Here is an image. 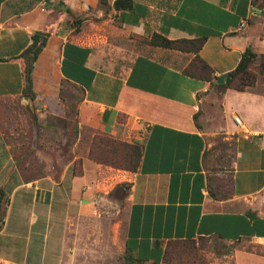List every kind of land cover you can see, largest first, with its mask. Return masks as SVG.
I'll use <instances>...</instances> for the list:
<instances>
[{"label":"crops","instance_id":"crops-1","mask_svg":"<svg viewBox=\"0 0 264 264\" xmlns=\"http://www.w3.org/2000/svg\"><path fill=\"white\" fill-rule=\"evenodd\" d=\"M37 32L45 40L33 91L55 85V73L81 87L86 113L105 132L142 143L143 156L136 172L85 158L80 175L73 160L58 174L31 176L0 113V264H66L73 218L122 180L131 182L125 247L143 264H164L170 240L264 241V66L244 91L222 83L247 48L261 63L264 0H0V101L30 99L21 55ZM155 33L206 37L199 54L214 78L185 74L195 53L149 44ZM216 134L235 137L237 149L227 169L211 171L205 153ZM39 222L48 235L32 241ZM239 264L264 257L243 255Z\"/></svg>","mask_w":264,"mask_h":264},{"label":"rangeland","instance_id":"rangeland-1","mask_svg":"<svg viewBox=\"0 0 264 264\" xmlns=\"http://www.w3.org/2000/svg\"><path fill=\"white\" fill-rule=\"evenodd\" d=\"M53 78L55 85L34 91L28 100L0 101L1 122L21 169L31 176L47 172L58 174L75 160L74 169L81 172L84 159L88 158L115 170H126L90 158V151L94 149L97 156L122 163L119 158L101 154L95 142L102 136L126 140L102 130L94 114L86 113L85 92L81 87L61 79L56 73ZM209 144L206 168L227 169L236 155V138L216 134L209 137ZM105 189L110 191L97 196L93 212L73 218L66 245V264H143L125 247L126 197L131 191V182H111ZM43 225L44 228L40 227L39 222L37 228H33L31 239L44 240L48 230L46 222ZM27 234L28 229L20 235ZM16 236L11 235L18 241ZM22 242L26 244L28 240L24 238ZM248 254L264 257V241L243 239L230 243L216 237H199L193 242L171 244L163 263L239 264L241 257Z\"/></svg>","mask_w":264,"mask_h":264},{"label":"trees","instance_id":"trees-1","mask_svg":"<svg viewBox=\"0 0 264 264\" xmlns=\"http://www.w3.org/2000/svg\"><path fill=\"white\" fill-rule=\"evenodd\" d=\"M254 1L258 4L260 0ZM83 20L84 19L82 18H77L75 20V23H82ZM44 38L45 37L43 32L35 33L33 35L32 45L21 55L25 59L24 77L27 82V86H30L26 91V95H30L34 92L31 88V73L34 67V62L44 44ZM205 42L206 37H200L195 39H170L160 33H155L150 39H148V43L154 46H161L165 48L195 53V56L192 61L184 69L185 74L191 77L211 81L214 78V70L199 54ZM257 57L258 54L256 52H254L251 48H247V50L243 53V56L237 67L224 76V81L222 82L223 85L226 88H232L239 91H244L248 87L254 86L264 66V56L260 64H257L256 62ZM195 119L198 120V113L195 114ZM95 145L98 146L97 148L100 150L101 154H109L112 159L119 158L123 162L116 164L112 161H109L108 159L101 158L97 156L94 149H92L90 151V158H92L93 160L99 163L112 165L133 172L139 170L143 156L142 143L138 141H135V143H130L127 141H119L117 139H113L112 137L102 136L95 142ZM205 154H207V152ZM74 173L80 175L83 173V170L79 172L74 169ZM194 240L195 239L168 241L163 255V261L168 253V249L171 244L179 242L188 243L193 242Z\"/></svg>","mask_w":264,"mask_h":264},{"label":"built area","instance_id":"built-area-1","mask_svg":"<svg viewBox=\"0 0 264 264\" xmlns=\"http://www.w3.org/2000/svg\"><path fill=\"white\" fill-rule=\"evenodd\" d=\"M245 25H246V21H244V22L242 23V26H245ZM235 120H236L239 124H241V120H240L239 117H236Z\"/></svg>","mask_w":264,"mask_h":264}]
</instances>
